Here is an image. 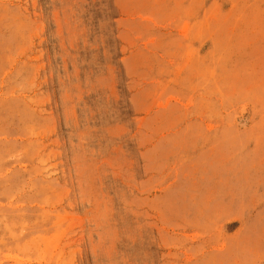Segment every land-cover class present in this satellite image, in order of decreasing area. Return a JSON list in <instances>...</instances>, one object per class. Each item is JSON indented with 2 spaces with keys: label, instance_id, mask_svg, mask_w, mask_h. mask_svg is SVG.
<instances>
[{
  "label": "rangeland",
  "instance_id": "obj_1",
  "mask_svg": "<svg viewBox=\"0 0 264 264\" xmlns=\"http://www.w3.org/2000/svg\"><path fill=\"white\" fill-rule=\"evenodd\" d=\"M0 264H264V0H0Z\"/></svg>",
  "mask_w": 264,
  "mask_h": 264
}]
</instances>
